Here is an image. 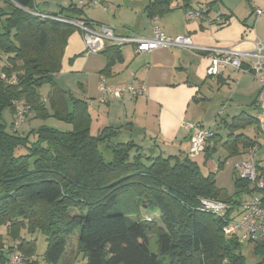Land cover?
<instances>
[{"label":"trees","instance_id":"16d2710c","mask_svg":"<svg viewBox=\"0 0 264 264\" xmlns=\"http://www.w3.org/2000/svg\"><path fill=\"white\" fill-rule=\"evenodd\" d=\"M173 1L148 0L145 12L150 18L161 16L173 10ZM217 1L206 2V10L195 9L193 0H180L178 6L206 15ZM63 10L82 13L75 5ZM62 11L39 12L34 0H0V71L16 77L13 83L0 79V226L6 238L16 242L26 264H57L68 235L77 228L78 250L85 258L81 264H162L163 259L167 264H250L241 253L240 241L224 236V220L199 211L202 198L238 203L241 192L252 190L247 181L233 173L236 190L229 195L216 186L214 173L203 174L188 153L151 155L132 140L116 141L127 124L103 125L91 133L87 102L53 82L67 39L78 29L38 14L83 19ZM217 15L224 20L231 16ZM101 52L108 69L114 56L119 57L120 47L107 46ZM46 82L51 85L48 106L37 92ZM19 99L30 105L28 115L33 118L52 116L71 128L42 124L25 135L10 130L2 112L13 113L11 103ZM256 102L258 106L256 98L251 104ZM221 119L222 126L210 128L212 134L201 153L207 160L220 145L226 156L218 166L227 156L241 155L257 145L252 135L260 130L258 117L245 112ZM103 149L110 153L109 159ZM257 168L264 177V168ZM141 208L159 217H141ZM37 231L47 241L41 260L34 257L32 235ZM151 236L156 238L157 253L149 250ZM9 244L0 234V264H5L4 247ZM253 244L257 259L252 264H264V243Z\"/></svg>","mask_w":264,"mask_h":264},{"label":"crops","instance_id":"0c3cea01","mask_svg":"<svg viewBox=\"0 0 264 264\" xmlns=\"http://www.w3.org/2000/svg\"><path fill=\"white\" fill-rule=\"evenodd\" d=\"M147 2L148 0H43L41 5L46 9L37 10L59 14L55 13V8H48V5H56L62 10L75 5L82 9L79 16L71 11L61 14L83 18L94 25L112 26L115 33L120 35L134 33L150 37L153 26L156 25L167 36L188 35L195 45L200 46L234 47L240 51H253L257 40L264 45V34L263 40L258 38L260 31L264 32V17H261L264 14L252 21L248 20L249 16L238 18L232 12L222 13L231 15L227 20L218 15L216 19L209 20V13L205 15L206 19L186 20L184 10L178 6L180 0H175L172 11L153 20L145 12ZM35 5L37 7L36 3ZM256 8L260 6L256 5ZM107 46L112 44L106 42L104 47ZM107 62L106 55L101 51L85 54L81 34L75 30L67 39L61 69L53 75V82L57 87L87 102L92 119L91 127L93 121L96 130L103 125L127 124L116 141L132 140L142 147L143 152L147 151L151 155L153 150L155 154H187L194 126L201 125L198 120L186 118L187 109L192 102L197 103L199 99H203L204 96L199 97L197 94L205 84L210 87V83L216 82L218 91L226 85L233 86V96L237 101L228 107L224 118L229 119L240 112L258 117L260 130L252 135L257 140V145L252 148L257 162V159H264V118L257 102L251 104L255 98L258 101L260 87L251 73L227 68L218 76L210 77L205 72L208 61L203 54L167 46L138 54L131 45H124L120 47L119 57L114 56L108 69ZM102 80L111 86L139 81L144 82L147 88L137 96L125 95L100 100L99 84ZM50 90L49 84L41 95L47 106L46 97ZM66 103L70 106L69 98H66ZM10 114L11 121L12 113ZM30 117L33 118L32 114ZM194 122L200 124L193 125ZM57 124L63 126L61 123ZM247 154L246 150L235 156V159H243ZM258 166L264 168L259 164Z\"/></svg>","mask_w":264,"mask_h":264},{"label":"built area","instance_id":"2783aa9c","mask_svg":"<svg viewBox=\"0 0 264 264\" xmlns=\"http://www.w3.org/2000/svg\"><path fill=\"white\" fill-rule=\"evenodd\" d=\"M98 1V0H87ZM264 13L263 8H256L254 15L257 17ZM38 14V13H37ZM48 16L55 20L73 23L81 34L85 47V54L100 52L104 49L106 42L122 47L131 45L136 53L151 52L160 47H178L193 50L204 55L208 64L205 72L208 76H217L227 68L240 72H249L253 75L260 90L258 94V106L264 118V45L260 40L254 43L253 51H240L234 47L200 46L195 45L188 35L167 36L158 26H153V33L150 37L138 34L120 35L115 33L112 26L94 23L85 20H68L63 17ZM186 20L206 19V16L199 11L187 9L184 11ZM157 17H153L155 20ZM0 79L13 83L15 76L7 77L0 71ZM144 82L134 81L131 83L111 86L102 80L99 84L100 100L123 97L125 95L137 96L146 90ZM12 119L9 122L10 130L17 131L26 116L32 112L30 105L24 100H13ZM211 129L201 125L194 126V131L189 137L190 158H196L203 150L207 139L211 136ZM247 156L235 162V174L248 182L250 192L243 191L238 203L226 202L202 198L199 204V211L213 214L224 220L222 232L227 238H234L238 241H249L252 243H264V177L260 176L257 168L253 148L247 150ZM258 193V194H255ZM6 253L5 264H26L25 259L16 246V242L4 247Z\"/></svg>","mask_w":264,"mask_h":264},{"label":"rangeland","instance_id":"374dc122","mask_svg":"<svg viewBox=\"0 0 264 264\" xmlns=\"http://www.w3.org/2000/svg\"><path fill=\"white\" fill-rule=\"evenodd\" d=\"M36 1V2H35ZM43 0H34V8L39 9L42 11L46 9V7H42L41 2ZM209 0H193L192 6L195 9H204L206 10V2ZM37 4V7L35 5ZM39 4V6H38ZM256 5H259L260 8L264 7V0H250L248 3L246 0H218L214 6L219 7V11L223 12H232L234 16L243 18L244 16H249L248 20L252 21L256 16L254 15V10L256 9ZM213 6V7H214ZM213 7L209 10V16L207 17L209 20L216 19L218 16L213 11ZM48 8H55V13H60L62 9L56 7V5L50 4ZM53 11V9H52ZM253 11V12H252ZM251 12V13H250ZM63 14H66V10L62 11ZM264 14V13H263ZM262 15V14H261ZM260 15V16H261ZM261 17H264L261 16ZM260 35L258 38L262 39L264 32L259 33ZM263 40V39H262ZM100 55V54H98ZM2 61L0 62V64ZM212 86L208 87L207 84L203 86L201 91L197 94L199 97H203V99H199V102H192L188 109H187V119L193 121H199L205 127H209L211 129L218 127L221 125L220 121L222 117H226V113L228 111V107L230 105H234L236 101V97L234 95V88L233 86L226 85L222 90L218 91V85L216 82L210 83ZM202 85V84H199ZM49 86V83H44L38 87L37 92L42 95L46 91V87ZM199 87V86H198ZM210 89V91H208ZM3 118L6 122L10 121L11 114L9 109H5L2 112ZM29 116V118H27ZM262 120V118H261ZM197 121V122H198ZM186 122V121H185ZM63 126H59V124ZM46 124L52 126L54 128H58L60 130L70 129L71 125L58 121L52 116L42 118H31L30 115H27L23 123L19 126L17 133L20 134H27L29 130L32 128L38 127L39 125ZM200 124L194 122L193 125ZM262 124L264 125V120H262ZM214 126V127H213ZM222 126V125H221ZM218 131L223 132L222 129L218 128ZM96 132V126L94 125V121L91 127V133ZM246 132L249 134H253V129H248ZM32 138V137H31ZM157 150V148H155ZM105 154V158H110V153L107 150H102ZM24 152V150H23ZM147 152V151H145ZM148 154V153H146ZM152 154H155L153 150ZM226 156V152L224 149L218 145L216 147V151L212 153V155L206 160L204 158V154H200L196 157V161L201 167V171L203 174H207L208 172L214 173L215 184L219 188H224L227 194L232 195L234 194L236 187L233 182V173H235V162L238 159H235V156L230 155L224 159V163L222 166H218V161L222 160ZM206 160V161H205ZM260 166L264 167V159H257ZM144 163H148L146 159H142ZM255 194H258L255 192ZM151 212V213H150ZM141 217H147L148 215H152L153 217L158 218L159 214L155 211H149L147 209L141 208L140 209ZM0 234L4 238L5 244L12 243L6 238L5 230L3 226H0ZM78 236H79V228L75 229L70 235L67 237V244L65 253L63 254L62 258L59 260L57 264H81L85 261L83 257V253L78 250ZM32 238L35 240V254L34 257L38 258L39 260L42 259L43 253L47 246V241L45 236L41 232H35L32 235ZM254 249V244L249 241H241L240 242V250L242 255H244L248 261V263L252 264L256 261L257 257L252 252ZM149 250L153 253H157V244L156 238L151 236L150 243H149ZM162 264H167V260L163 259Z\"/></svg>","mask_w":264,"mask_h":264},{"label":"water","instance_id":"95a60500","mask_svg":"<svg viewBox=\"0 0 264 264\" xmlns=\"http://www.w3.org/2000/svg\"><path fill=\"white\" fill-rule=\"evenodd\" d=\"M213 11H215V13L218 14L219 13V7L218 6H214L213 7Z\"/></svg>","mask_w":264,"mask_h":264}]
</instances>
